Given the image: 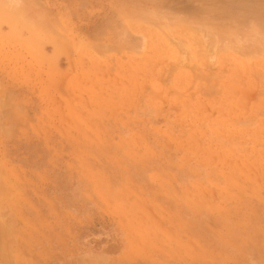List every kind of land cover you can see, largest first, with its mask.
<instances>
[{"label": "rangeland", "instance_id": "374dc122", "mask_svg": "<svg viewBox=\"0 0 264 264\" xmlns=\"http://www.w3.org/2000/svg\"><path fill=\"white\" fill-rule=\"evenodd\" d=\"M0 264H264V0H0Z\"/></svg>", "mask_w": 264, "mask_h": 264}]
</instances>
